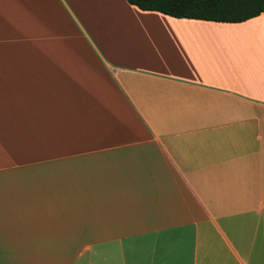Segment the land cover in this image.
<instances>
[{
    "label": "crops",
    "instance_id": "0c3cea01",
    "mask_svg": "<svg viewBox=\"0 0 264 264\" xmlns=\"http://www.w3.org/2000/svg\"><path fill=\"white\" fill-rule=\"evenodd\" d=\"M0 264H264V12L0 0Z\"/></svg>",
    "mask_w": 264,
    "mask_h": 264
},
{
    "label": "trees",
    "instance_id": "16d2710c",
    "mask_svg": "<svg viewBox=\"0 0 264 264\" xmlns=\"http://www.w3.org/2000/svg\"><path fill=\"white\" fill-rule=\"evenodd\" d=\"M175 18L240 22L264 12V0H126Z\"/></svg>",
    "mask_w": 264,
    "mask_h": 264
}]
</instances>
